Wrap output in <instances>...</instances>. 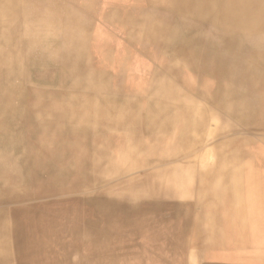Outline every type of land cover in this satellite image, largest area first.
I'll use <instances>...</instances> for the list:
<instances>
[{
    "label": "bare ground",
    "instance_id": "obj_1",
    "mask_svg": "<svg viewBox=\"0 0 264 264\" xmlns=\"http://www.w3.org/2000/svg\"><path fill=\"white\" fill-rule=\"evenodd\" d=\"M0 264H264V0H0Z\"/></svg>",
    "mask_w": 264,
    "mask_h": 264
},
{
    "label": "crops",
    "instance_id": "obj_2",
    "mask_svg": "<svg viewBox=\"0 0 264 264\" xmlns=\"http://www.w3.org/2000/svg\"><path fill=\"white\" fill-rule=\"evenodd\" d=\"M99 21L98 20H96V24H95V27H97V23H98ZM102 27H104L107 31L109 30V31H112V32H115V34H119V35H121V33L119 32V31H117V30H115L113 27L111 28V26H108V25H103L102 24ZM103 36H107V35H103ZM101 37H102V35H101ZM136 64V65H135ZM136 66V71L138 70V69H140V67H141V63H138L137 64V62H134V64H133V66ZM138 65H139V67H138ZM134 68V67H133ZM138 68V69H137ZM134 69V70H135Z\"/></svg>",
    "mask_w": 264,
    "mask_h": 264
},
{
    "label": "rangeland",
    "instance_id": "obj_3",
    "mask_svg": "<svg viewBox=\"0 0 264 264\" xmlns=\"http://www.w3.org/2000/svg\"><path fill=\"white\" fill-rule=\"evenodd\" d=\"M135 65H136V64H135ZM135 65H134V66H135ZM135 68H136V66L134 67V69H135ZM137 69H138V68H137Z\"/></svg>",
    "mask_w": 264,
    "mask_h": 264
}]
</instances>
